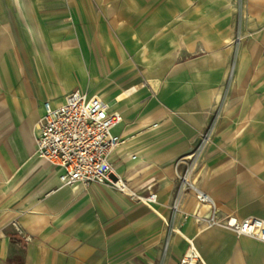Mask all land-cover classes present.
<instances>
[{
  "label": "crops",
  "instance_id": "1",
  "mask_svg": "<svg viewBox=\"0 0 264 264\" xmlns=\"http://www.w3.org/2000/svg\"><path fill=\"white\" fill-rule=\"evenodd\" d=\"M76 90L121 114L114 178L152 208L37 157ZM191 186L264 220V0H0V264H264Z\"/></svg>",
  "mask_w": 264,
  "mask_h": 264
},
{
  "label": "built area",
  "instance_id": "2",
  "mask_svg": "<svg viewBox=\"0 0 264 264\" xmlns=\"http://www.w3.org/2000/svg\"><path fill=\"white\" fill-rule=\"evenodd\" d=\"M121 121V114L111 112L110 106L100 97H89L81 90L68 94L64 104L58 108H52L47 102L37 136V157L60 170L59 180L65 186L107 185L152 208L157 203L156 194H137L124 180L114 178V166L109 162V156L121 140L111 131ZM191 188L196 191L198 201L211 208L204 219L207 227L222 226L237 236L264 243V220L219 218L212 198L193 186ZM172 209L174 212L178 210L177 202ZM202 263L200 252L190 242L179 264Z\"/></svg>",
  "mask_w": 264,
  "mask_h": 264
}]
</instances>
